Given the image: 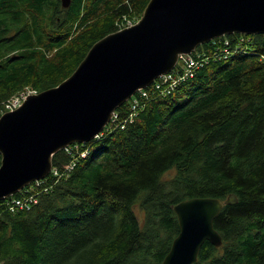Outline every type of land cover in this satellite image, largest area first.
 <instances>
[{"label":"trees","instance_id":"1","mask_svg":"<svg viewBox=\"0 0 264 264\" xmlns=\"http://www.w3.org/2000/svg\"><path fill=\"white\" fill-rule=\"evenodd\" d=\"M149 1L0 0V117L12 97L71 76ZM192 54L193 77L137 93L116 126L58 151L55 171L0 201L7 264H161L180 232L173 205L231 194L237 203L214 221L223 246L206 241L194 264H264V34L217 37Z\"/></svg>","mask_w":264,"mask_h":264},{"label":"water","instance_id":"2","mask_svg":"<svg viewBox=\"0 0 264 264\" xmlns=\"http://www.w3.org/2000/svg\"><path fill=\"white\" fill-rule=\"evenodd\" d=\"M71 2L61 0L62 7ZM233 33L264 34V0H150L136 23L97 41L71 76L1 115L0 201L50 175L58 151L95 139L120 106L171 72L181 55ZM237 201L231 194L174 204L180 232L161 264H194L206 241L222 247L214 221Z\"/></svg>","mask_w":264,"mask_h":264},{"label":"built area","instance_id":"3","mask_svg":"<svg viewBox=\"0 0 264 264\" xmlns=\"http://www.w3.org/2000/svg\"><path fill=\"white\" fill-rule=\"evenodd\" d=\"M192 53L185 54L182 57L180 56L181 60L179 59L180 61H179V63H177L178 65H176L175 68L171 72H169L167 74H163L160 77H158L153 82V83H155L156 89H164L166 91L165 86L167 84H170V88L173 89L178 84V82L180 80H184L186 78L193 77L194 73H195V69L199 66V63ZM226 53H228V50H226ZM145 89L138 90L131 98H134L137 93H140V95L144 98L148 97V92ZM36 93H37L36 91L30 90L28 92H22L16 96L12 97L11 99H9L8 101L5 102V106H4L5 110L11 111V110L18 108L22 104V102L25 100L27 95L36 94ZM137 104H138V100L135 98L133 107H136ZM117 117H118V114L115 112L112 116L110 123L105 127V129L108 127L112 128V127L116 126L118 123L115 124L114 122H115ZM101 133L97 137H99L101 135ZM65 149L68 151V153L73 152L72 150L69 149V146H67ZM81 154L84 156L85 154H87V152L85 151V152H82ZM74 165H75V163L71 162V163H69V165L67 164L66 166H67V168L71 169L74 167ZM52 171H55V170L52 169ZM17 204H21V203H19V201H18ZM15 207H16V205H15ZM0 264H7V263L5 262V260H3L0 257Z\"/></svg>","mask_w":264,"mask_h":264},{"label":"rangeland","instance_id":"4","mask_svg":"<svg viewBox=\"0 0 264 264\" xmlns=\"http://www.w3.org/2000/svg\"><path fill=\"white\" fill-rule=\"evenodd\" d=\"M136 22H137V21H136ZM136 22H135V23H136ZM133 24H134V22H132V21H129V22L127 23L128 26H131V25H133ZM67 26H69V25H67ZM203 47H204V44H201V45H199V46L197 47V49H200V48H203ZM183 55H185V54H183ZM183 55H181V57H182ZM179 59L181 60V58H179ZM180 60H179V61H180ZM179 61H178V63H179ZM177 65H178V64H177ZM173 173H174V170L168 172L166 176L169 177V176H171ZM137 212L140 213V211H139L138 208H137Z\"/></svg>","mask_w":264,"mask_h":264},{"label":"bare ground","instance_id":"5","mask_svg":"<svg viewBox=\"0 0 264 264\" xmlns=\"http://www.w3.org/2000/svg\"><path fill=\"white\" fill-rule=\"evenodd\" d=\"M195 50H196V49H195ZM195 50H194V51H195ZM194 51H193V52H194Z\"/></svg>","mask_w":264,"mask_h":264}]
</instances>
